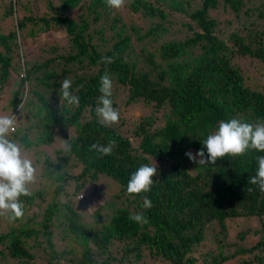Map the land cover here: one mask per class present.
Here are the masks:
<instances>
[{"label": "trees", "instance_id": "1", "mask_svg": "<svg viewBox=\"0 0 264 264\" xmlns=\"http://www.w3.org/2000/svg\"><path fill=\"white\" fill-rule=\"evenodd\" d=\"M25 1L0 0V92L11 88L0 115H16L11 138L26 150L56 137L71 150L58 149L55 164L46 157L39 188L20 198L22 218L0 216L7 228L0 262L264 264V192L249 182L264 152L225 156L215 165L185 155H207L202 142L220 121L264 122V83L245 85L233 64L249 56L264 65V0H126L119 10L106 0H45L44 7ZM176 17L184 19L177 29ZM56 30L64 41L47 43L34 61L22 54L25 40ZM106 72L120 113L112 127L95 112ZM64 79L72 81L78 107L63 100ZM139 106L151 114L129 123L126 113ZM110 141L111 155L90 150ZM145 164L157 166L152 190L128 194L131 175ZM100 181L114 192L88 221L83 211L93 201L78 197ZM145 197L151 208L142 207ZM136 213L148 222L131 220ZM234 220L258 226L239 228L236 242H228ZM248 235L257 241L243 244Z\"/></svg>", "mask_w": 264, "mask_h": 264}, {"label": "clouds", "instance_id": "2", "mask_svg": "<svg viewBox=\"0 0 264 264\" xmlns=\"http://www.w3.org/2000/svg\"><path fill=\"white\" fill-rule=\"evenodd\" d=\"M106 4L111 9L119 10L125 6L126 0H106ZM102 60L106 64L113 62L111 57H103ZM71 87L70 79L62 81L63 100L68 105L78 107L80 99L70 92ZM98 90L101 93L98 97V106L95 108L98 121L104 127H112L119 123L120 113L113 107L111 99L113 81L107 72L100 78ZM16 127V115H0V216L7 215L11 221L24 216V204L20 198L31 195L29 185L36 180V167L33 161L24 154L22 145L11 138ZM202 143L207 150V155L203 149L195 155L191 152L185 153L191 162L198 165H215L218 159L225 156L243 157L250 150L264 152V122L253 124L242 122L237 118L220 121L218 129L207 135ZM59 147L64 152L71 150V145L67 142H62ZM115 147V141H110L106 146L92 144L90 150L107 156L113 153ZM257 161L258 171L255 176L250 178L249 182L258 185L259 190L264 192V156L257 157ZM156 173V164L151 166L145 164L139 167L130 177L127 193L138 195L142 192H150ZM142 207L144 209L151 208V200L145 197ZM130 219L136 223L148 222L142 213L131 215Z\"/></svg>", "mask_w": 264, "mask_h": 264}, {"label": "rangeland", "instance_id": "3", "mask_svg": "<svg viewBox=\"0 0 264 264\" xmlns=\"http://www.w3.org/2000/svg\"><path fill=\"white\" fill-rule=\"evenodd\" d=\"M45 4H46V1L42 0L41 6L44 7ZM29 6L32 9V13L35 14L37 12V4L32 1V4H30ZM122 11L125 12L126 10H122ZM22 13H23L22 11L18 10L16 12L17 17L21 18ZM172 20L175 22V26H174L175 29H177L180 23L184 21L182 17L172 18ZM8 22H9L8 26H10L11 19H9ZM142 22L143 21L137 20L136 23H142ZM56 40L64 41L65 32L62 30H56L54 32L45 33L42 35L40 34L36 35L35 37H32L24 41V44H22L21 52L24 56H27V58L31 59L32 61L37 60V58L39 57V49L44 47L47 43H52ZM233 64L238 66V68L240 69L245 79L244 80L245 85L247 84L251 85L252 82H258V81H262L264 83V65L261 62L249 56H242V57H238L234 59ZM16 77H17V74L12 73L6 85L11 87L10 85L13 84ZM10 91H11V88H5L4 90L0 92V109H2V107L4 106L5 100L9 99L11 95ZM149 114H151L150 109L139 106V107H134L130 109L129 112L126 113L125 117L129 123L134 124V122L135 123L138 122V119L140 118V116L149 115ZM15 141L19 143L18 138ZM60 144L61 142H60L59 137H56L53 143L47 144V145H40V146L37 145L31 150H26L22 147L24 154L33 161L34 166L36 167V180L34 183L29 185L30 190H34V189L36 190L39 188V177L41 175L42 167L45 164L44 161L46 160V157L49 159L50 163L55 164V160H56L55 152L58 149H60L59 147ZM177 158H178L177 155L173 157L174 160L179 161L177 160ZM102 190L109 191L110 193L108 192L106 193L110 195L106 198L101 197L99 193ZM113 192L114 190L110 189V184L108 182L105 183V182L100 181L97 184L86 187L84 192H82L83 197H78L79 202L82 200H86V198H91L93 201V202L87 203V207L83 211L85 219L90 221L91 218L88 217V215L93 213L97 209L98 206H101L104 203V201L109 199ZM0 223H2L0 224V232H3L7 228L4 226L5 223L3 221H0ZM229 225H230V228H229L227 241L236 242L235 235L238 234L239 228H242V229H246L249 227L256 228L258 226V223L249 222L248 220H244L240 222H238L237 220H234V221H231ZM257 239H258L257 236L251 237L248 235V237L243 241V244H252L256 242ZM0 264H16V263L11 259H4V260L2 259ZM227 264H240V262H238L237 259H234L232 260L231 263H227Z\"/></svg>", "mask_w": 264, "mask_h": 264}]
</instances>
